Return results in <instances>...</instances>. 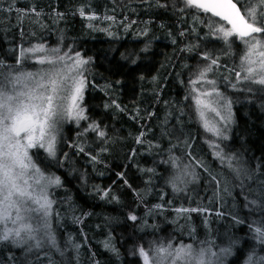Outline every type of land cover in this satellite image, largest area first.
<instances>
[{
	"label": "trees",
	"instance_id": "obj_1",
	"mask_svg": "<svg viewBox=\"0 0 264 264\" xmlns=\"http://www.w3.org/2000/svg\"><path fill=\"white\" fill-rule=\"evenodd\" d=\"M135 1L151 3L145 15L156 23L148 37L123 30L126 25L118 20L127 14L119 8V0L3 2L16 8H10L13 11L31 10L41 21L57 19L64 40L62 53H79L89 59L85 73L88 116L66 127L58 163L49 160V155L36 157L38 165L62 183L54 190L56 213L60 214L59 243L63 246L71 241L79 246L75 258L60 257L56 264H142L141 247L153 254L171 241L187 243L191 226L203 229L204 218L208 227L216 208H188L182 204L187 196L175 191L185 183L198 190L194 198L212 200L204 193V180L195 176V156L214 168L224 157L223 151H228L255 172L261 181L235 184L236 201H244V190L249 197V184L264 187V86L247 81L236 87L248 44L235 35L226 42L215 28L230 27L186 5L185 0ZM239 5L242 10L247 7L246 2ZM107 13L111 15L108 20ZM136 15L144 18L142 12ZM128 20L134 21L132 16ZM41 21L35 30L51 43L54 27L46 32ZM1 23L0 63L6 67L21 59L16 48L25 40L26 27L18 22L5 28ZM260 38L264 40V33ZM209 67L220 73V89L236 109L228 140H218L205 130L195 105L191 84L209 72ZM177 209L191 211L192 219L177 216ZM130 215L137 220L129 219ZM248 216L242 208L235 216L246 224L240 230L245 238L250 237ZM25 253L0 243V264L11 256L14 264H24L18 257Z\"/></svg>",
	"mask_w": 264,
	"mask_h": 264
},
{
	"label": "snow or ice",
	"instance_id": "obj_2",
	"mask_svg": "<svg viewBox=\"0 0 264 264\" xmlns=\"http://www.w3.org/2000/svg\"><path fill=\"white\" fill-rule=\"evenodd\" d=\"M185 3L202 9L205 13H211L231 25L230 29L220 26L215 28V31L222 33V38L226 42L229 37L235 35L250 45L249 52L244 57L247 66L242 69L245 73L243 79L264 86V51L259 52L261 59L258 61L249 58L253 49L264 46L254 36V34L264 33V25L257 22L256 10L245 9L242 13L237 7L239 0L236 2L233 0H185ZM260 4L264 6V0H260ZM81 14L83 15V10ZM260 15L264 16V12ZM39 50L42 51V49ZM76 55L77 66L88 63L87 60L79 58V53ZM60 59L64 58L60 57ZM45 62L56 63L54 60L40 61V63ZM17 63L19 64L20 61L17 60ZM211 64H216V60L213 59ZM254 64L258 67H253ZM210 70L209 67L206 71ZM14 73L15 70L12 69L5 72L4 65L0 63V241L22 247L26 253L33 251L39 253L47 249L44 256L48 258L49 264H55L50 252L55 250L61 255L63 253L57 245L52 228L54 201L49 198L48 188L59 186L60 180L58 177H43V173L33 163L29 150L45 148L49 155L54 156L55 132L58 123L65 118L86 119L79 106L84 82L73 78V83L68 86L66 85L68 77L53 71L41 75L40 80L31 85L25 81L18 87L22 83V76ZM204 75L205 73H201V76ZM32 76L31 73L26 74L27 80H31ZM237 77L240 78V73H237ZM208 83H214V81H208ZM205 95H211V93H205ZM66 101L68 103H65ZM196 103H201L199 98ZM210 110L220 116L215 108ZM200 115L203 117L204 113L201 112ZM204 127L206 131L220 134L219 130L209 129L207 123ZM99 135L103 137L104 133L100 132ZM137 142H140L139 139ZM80 151L83 149L81 148ZM125 183L127 184V181ZM251 203L255 204L256 201ZM177 211L187 210L177 209ZM129 219L135 221L137 217L130 215ZM237 223L242 221L237 220ZM249 229L253 232L254 239L264 245V226L253 228L249 225ZM229 251L230 249L227 248L221 249L222 253ZM139 255L143 258L144 264H165V262L166 264H213L212 258L217 257V253L213 252L210 246L197 251L192 245H181L175 249L171 245L158 247L151 259L149 253L141 247ZM248 264H254L252 256L249 257ZM259 264H264V258H260Z\"/></svg>",
	"mask_w": 264,
	"mask_h": 264
},
{
	"label": "rangeland",
	"instance_id": "obj_3",
	"mask_svg": "<svg viewBox=\"0 0 264 264\" xmlns=\"http://www.w3.org/2000/svg\"><path fill=\"white\" fill-rule=\"evenodd\" d=\"M7 1L10 3H14V0H0V11L2 10H10V8L16 9L13 6L8 8L3 2ZM236 1V0H235ZM249 0H239V4L241 2H246L247 9H255L256 10V19L258 24L263 25L264 21L262 20V16L259 13V10L264 12V6L260 4V0H251L253 5L248 4ZM15 4V3H14ZM148 6L150 4L145 5L144 10H148ZM246 8H243V12ZM11 9V10H13ZM25 12V11H24ZM28 14V12H26ZM38 14V13H36ZM92 18V15H90ZM144 18H136L134 21L128 20L129 17L119 18L118 23L126 25L123 27V30L133 31L136 36L148 37L153 31V23H156L155 19H150L148 15H143ZM26 21V29L27 30V39L24 42V46L21 47V59H18L20 63L17 61L15 64H6L4 67V71L8 72L10 69L15 70L16 75L22 76V83L18 85V87L22 86V84L26 81L29 85L33 84L35 81L40 80L41 75L49 72H57L62 76L68 77L66 81V85L70 86L73 83V78L76 81L83 80V93L82 99L79 101L80 109L82 110V115L87 117V82H86V72L87 66L89 64V59L85 58L83 55L79 54L80 59L87 60L88 63L83 66H77L76 60L78 59L77 53H66L63 54L64 50V40L61 36L62 27L57 19H49L41 21L42 28L44 31L48 32L49 27H54V38L51 43L48 38L43 40L41 34L39 36V32L30 31L29 29L34 26L38 22V20L31 15H27L25 18ZM6 23L11 26L17 25L19 22V18L16 14H12L9 12H2L0 14V23ZM123 22V23H121ZM158 26L161 27L162 24L158 23ZM129 31V32H130ZM261 34V33H260ZM260 34H255L264 45V40L260 38ZM174 36L170 38V41H173ZM157 39H153L152 42ZM149 46L143 47V49H148ZM250 45L248 44L249 52ZM39 49H42L40 51ZM35 50V51H30ZM56 50V51H54ZM264 51V46H258L257 48L252 50V54L249 57L251 60L258 61L260 58L259 52ZM135 54V53H133ZM129 56L136 57L139 56L137 54L132 55L130 53ZM60 57L64 59L61 60ZM41 60L48 61L54 60L55 64H49L47 62L40 63ZM26 62L25 63H23ZM244 62V59H243ZM247 66V61L244 62L243 68ZM253 67H258L257 64L252 65ZM242 68V69H243ZM216 72V73H215ZM33 74L31 80H27L26 74ZM91 77V72H89ZM220 73L216 69H211L209 72H206L204 76L196 78L194 83L191 84V88L194 86V101L195 105L198 109V112L204 113V116L200 119L205 125L207 123L209 129L219 130V135L214 134V131H208L218 140H228L232 131V126L235 125L236 116L234 114L233 106L229 97L223 93L220 89L222 86L221 79L219 77ZM241 78L236 83V87L242 86L245 82L243 77L245 73L243 70L240 72ZM208 81H214V83H208ZM258 85V84H257ZM205 93H211V95H205ZM197 98L200 99L201 103L197 104ZM65 103H68L66 101ZM211 108H215L219 111L220 116H217L215 112L211 111ZM221 117H224L221 119ZM83 119L76 118H65L60 121L57 125V129L55 132V155L51 156L48 154L45 148H33L29 150V154L32 156L33 163L36 167L43 173V177H57L53 173L45 171L42 167H40L37 163L36 157H41L43 154L49 155V160L54 163H58L61 154V145L63 141V136L65 133V129L70 123H74L73 125H78ZM93 128V123H90ZM218 148V147H216ZM224 157L223 159L218 160L219 166L214 168H208L207 165L203 162V160L197 156L192 158L193 160V170L195 172V176H199L200 181L204 180V193H206L212 200L207 198L202 199L194 198L195 195H198V190H192L185 183L181 184L175 190L179 194H183L187 196V199L184 201V205L188 208L191 207H202V209H213L216 208V211L213 212L212 216L209 218V226L205 221L207 218H204L203 221L204 228L199 229L197 227L191 226L190 232L187 234V238H189L188 242H180L178 241L176 244L174 242H170L167 245H161L167 247L171 245L173 249L180 247L181 245H192L194 250H200L201 248L211 247V250L217 253V257H213V264H248L249 257H253L254 264H259L260 258H264V245L257 242L254 239V234L249 230V238H245L241 235L240 230H243L245 225L242 220L237 219L238 211L240 208L249 212V218L247 219L251 222L253 228L257 226H264V187H251L249 191V197L245 198L243 202L236 201V190L234 188L235 184L240 181L247 180L249 183L255 181L257 179V175L255 172L250 170L243 162V159L237 154H231L228 151H223ZM229 163H231V167H229ZM249 176L251 178H249ZM60 180V179H59ZM258 180V179H257ZM261 181V180H258ZM44 182V181H42ZM61 181L59 186H50L48 188L49 198L54 201L52 205V228L55 232L57 245L59 249L62 245L59 243V235L58 229L60 228L59 217L60 214L56 213L57 205L56 200L54 198V190L61 186ZM251 201H256L255 204L251 203ZM216 206V207H215ZM188 219H192V213L188 210L187 213L183 211H178L176 215H184ZM237 220L242 221V223H237ZM208 222V221H207ZM192 224V223H191ZM181 228H183L181 226ZM209 242L204 247L201 246L204 243ZM0 243L8 244L12 248L22 249V247H16L10 242L0 241ZM160 246V247H161ZM230 249L228 253H222L221 249ZM47 249L41 250L39 253L47 252ZM53 251V250H52ZM62 255L60 252H55V254L61 255L63 258H70L71 255L69 253L68 248L65 246L61 249ZM36 251L32 253H25V257L30 259L36 255H38ZM92 255V254H91ZM155 255V251L153 254H149L150 259ZM142 264H144V260L141 257ZM166 264V262H165Z\"/></svg>",
	"mask_w": 264,
	"mask_h": 264
},
{
	"label": "bare ground",
	"instance_id": "obj_4",
	"mask_svg": "<svg viewBox=\"0 0 264 264\" xmlns=\"http://www.w3.org/2000/svg\"><path fill=\"white\" fill-rule=\"evenodd\" d=\"M116 1V0H114ZM120 2V7L119 8H122L121 11H123L125 14H127V17L129 16H132L133 19H136L137 18V15L136 14H139V13H143V14H147L148 10L150 9L151 7V3L148 2V1H142L141 3L135 1V0H119ZM150 4V6H148V10L145 9L144 10V6L145 5H148ZM25 11V12H24ZM4 12H9V13H12V14H16L19 18V23H23L24 24V27H26V21H25V17L27 15H31V16H34L39 23V21H41V19H39V17L35 16L33 14V12L31 10H28V9H23V8H20L18 11H13V10H7V11H4ZM26 12H28V14H26ZM2 12L0 11V14ZM111 18V15L109 13H107L106 15V20L110 19ZM3 25V27L5 28H9V24H6V23H1ZM35 25V24H34ZM27 30L28 28L26 29L25 33H26V37H25V40L23 41V43H20L18 46H17V50L19 52L18 56L21 58V47L24 46V42L26 41L27 39ZM30 31H36L35 30V27L32 26L30 29ZM37 33V31H36ZM10 49V48H9ZM10 52H8L9 54ZM234 114L236 115V109H234ZM234 129V126H232V130ZM254 182V181H253ZM255 184V183H254ZM250 188L251 187H255L253 185H250ZM250 188H247V189H250ZM245 192L242 194L244 196V198H246V194H247V198H248V193L246 192V190H244ZM67 247L68 250H69V253L71 255L70 258H65V259H68V260H71V258H75L77 256V252H78V248L76 247L77 245L74 243V242H67L65 243V245H63L60 250L63 248V247ZM55 250L51 251L50 252V256H51V259L55 262V264L57 263L58 259L60 257H62L61 255L59 254H55ZM7 253H9V251L7 250ZM26 254H21L19 257H18V260L24 264H49V261H48V258L44 256V252L43 253H39L38 255L34 256L32 255L33 257L28 259L25 257ZM15 258H13V256H11V260L8 261L6 264H14L15 263Z\"/></svg>",
	"mask_w": 264,
	"mask_h": 264
},
{
	"label": "water",
	"instance_id": "obj_5",
	"mask_svg": "<svg viewBox=\"0 0 264 264\" xmlns=\"http://www.w3.org/2000/svg\"><path fill=\"white\" fill-rule=\"evenodd\" d=\"M233 2H236V1L233 0ZM237 7L240 8L241 12L243 13V10H242L241 6H240L238 3H237ZM201 10H202V9H201ZM208 14L212 15L211 13H208ZM212 16H213V15H212ZM213 17H215V16H213ZM215 18H217V19L220 20L221 22L227 24L226 21L221 20L219 17H215ZM227 25H228V24H227ZM228 26L231 28V25H228Z\"/></svg>",
	"mask_w": 264,
	"mask_h": 264
}]
</instances>
